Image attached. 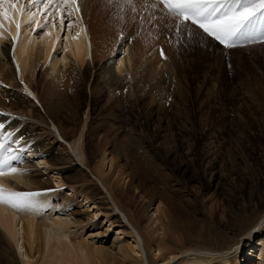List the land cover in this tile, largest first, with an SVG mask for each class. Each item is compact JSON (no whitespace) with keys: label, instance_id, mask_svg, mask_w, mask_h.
<instances>
[{"label":"bare ground","instance_id":"6f19581e","mask_svg":"<svg viewBox=\"0 0 264 264\" xmlns=\"http://www.w3.org/2000/svg\"><path fill=\"white\" fill-rule=\"evenodd\" d=\"M154 2L45 0L47 7H33L18 0L15 9L3 5L9 18L0 16V140L7 143L0 159L4 154L18 159L9 161L16 172L6 168L0 185L38 195L32 197L34 209L0 204V264H231L235 257L238 264L250 258L264 264V203L234 221L237 234L226 242L204 222L183 225L188 219L170 205L171 197L179 196L176 180L147 159L140 103L149 90L164 93L167 88L150 84L161 76L174 80V72L168 59L155 55L137 61L143 45L130 41V34L115 43L116 49L107 40L115 31L132 34L131 27L140 34L144 24L135 23L143 16L167 15ZM29 8L37 14L32 16ZM137 78L143 91L132 87ZM100 102L104 114L95 111ZM34 104L52 129L37 121ZM124 146L136 151L128 153ZM23 150L36 158L29 168L53 169L49 174L59 188L29 176L26 163L20 164ZM63 174L75 176L67 186L70 195L62 189ZM146 180L152 183L148 188ZM211 215L216 230L220 221L215 212ZM88 226L90 242L83 233L77 235ZM112 226L117 230L111 246H98Z\"/></svg>","mask_w":264,"mask_h":264},{"label":"rangeland","instance_id":"374dc122","mask_svg":"<svg viewBox=\"0 0 264 264\" xmlns=\"http://www.w3.org/2000/svg\"><path fill=\"white\" fill-rule=\"evenodd\" d=\"M31 10L33 12L34 8ZM45 15L43 11L41 16ZM135 24L137 27L144 24L140 34L133 27L132 34L115 31L107 40L111 47L116 49L115 43L130 34V41L140 40L143 45L135 55L137 61L155 55L158 59H168L174 72V80L161 76L150 84V87L159 84L167 88L164 93L149 90L140 103L147 159L156 161L155 168L176 180L174 184L179 189L176 192L181 197H171L175 201L170 205L176 215L188 219L183 225L194 223L196 226L204 222L203 227L209 228L210 233H222L226 242H231L238 231L231 226L234 221L245 212L249 215L253 206L257 210L264 203V22L254 20L247 36L237 39L232 47L220 44L191 21L181 23L168 14L158 18L146 15ZM141 85V79L137 78L132 87L143 91ZM88 96L87 90L82 100ZM120 101L127 106L128 103ZM103 104L97 103L95 111L104 114ZM33 114L45 128L52 129L37 104H34ZM79 118L83 120L84 116L80 114ZM6 143L0 140L4 147ZM123 150L134 153L136 147L124 146ZM21 154L24 156L20 164L26 163L25 171L30 177L59 188L49 174L53 169L29 168L31 160L36 158H28L24 150ZM63 176L66 180H62L65 185L62 189L65 195H70L67 186L75 181V176ZM91 179L100 188L99 183ZM144 184L146 188L152 185L148 180ZM93 209L90 205L89 210ZM73 211L79 209L75 207ZM212 212L216 214L215 220L220 221L216 230L212 227ZM98 219L102 217L95 218ZM116 230V227L109 230L107 239L104 238L106 242L98 246L109 248ZM89 232L93 231L88 226L77 235L83 233V239L90 242ZM244 256L246 254L242 258ZM230 260L231 264H238L236 257ZM253 262L255 260L250 258L244 264Z\"/></svg>","mask_w":264,"mask_h":264},{"label":"snow or ice","instance_id":"6c2138e0","mask_svg":"<svg viewBox=\"0 0 264 264\" xmlns=\"http://www.w3.org/2000/svg\"><path fill=\"white\" fill-rule=\"evenodd\" d=\"M18 0H0V16L9 18V12L3 8L8 3L11 8H16ZM33 7H38L45 0H27ZM50 2V0H49ZM65 4L69 0H63ZM75 3V0H71ZM162 4L166 14L178 18L181 23L191 21L208 36L213 37L225 47L235 45L237 39L245 38L249 29L253 27L254 20L264 22V0H155L153 6ZM25 9H20L23 12ZM78 10V9H77ZM31 12V8L27 9ZM36 12H31L35 16ZM20 25L17 24L19 30ZM3 126L0 125V128ZM4 145L0 144V149ZM18 159L15 155H5L0 159V176L15 173L16 169L9 167V161ZM38 194L18 193L6 190L0 185V204L17 210L34 209L36 203L32 199Z\"/></svg>","mask_w":264,"mask_h":264}]
</instances>
